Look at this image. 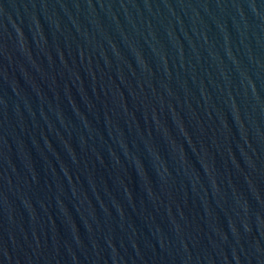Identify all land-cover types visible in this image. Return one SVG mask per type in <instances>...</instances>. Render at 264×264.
Here are the masks:
<instances>
[{
  "label": "water",
  "instance_id": "obj_1",
  "mask_svg": "<svg viewBox=\"0 0 264 264\" xmlns=\"http://www.w3.org/2000/svg\"><path fill=\"white\" fill-rule=\"evenodd\" d=\"M0 264H264V0H0Z\"/></svg>",
  "mask_w": 264,
  "mask_h": 264
}]
</instances>
